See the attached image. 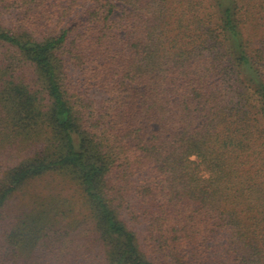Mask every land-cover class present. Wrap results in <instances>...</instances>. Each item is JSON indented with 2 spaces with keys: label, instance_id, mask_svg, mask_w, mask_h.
Wrapping results in <instances>:
<instances>
[{
  "label": "trees",
  "instance_id": "1",
  "mask_svg": "<svg viewBox=\"0 0 264 264\" xmlns=\"http://www.w3.org/2000/svg\"><path fill=\"white\" fill-rule=\"evenodd\" d=\"M0 264H264V0H0Z\"/></svg>",
  "mask_w": 264,
  "mask_h": 264
},
{
  "label": "rangeland",
  "instance_id": "2",
  "mask_svg": "<svg viewBox=\"0 0 264 264\" xmlns=\"http://www.w3.org/2000/svg\"><path fill=\"white\" fill-rule=\"evenodd\" d=\"M60 181L59 180H55L52 178H46L44 180H41L40 182H38L36 185L33 186V188L36 189H48V188H54ZM61 188V185H60Z\"/></svg>",
  "mask_w": 264,
  "mask_h": 264
}]
</instances>
